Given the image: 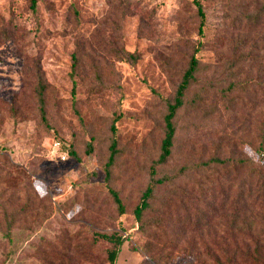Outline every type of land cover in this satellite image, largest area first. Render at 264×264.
<instances>
[{
	"label": "rangeland",
	"instance_id": "rangeland-1",
	"mask_svg": "<svg viewBox=\"0 0 264 264\" xmlns=\"http://www.w3.org/2000/svg\"><path fill=\"white\" fill-rule=\"evenodd\" d=\"M123 1L124 10L113 0H37L32 13L30 0H0V168L5 160L15 166L16 206L31 199L16 215L12 243L0 233V264H109L111 245L94 240L96 233L124 238L116 264H264L259 203L245 200L238 211L234 203L249 173L235 168L236 160L250 159L264 173L258 152L264 13L254 30L231 24L241 13L264 11V0ZM102 42H116L139 58L134 64L110 58L113 74L103 69L108 88L90 94L97 85L90 62L101 59ZM79 44L82 68L72 78L71 55ZM192 54L205 71L185 98L205 88L210 94L198 109L179 110L172 157L156 166L158 178L172 181L156 187L141 231L133 211L157 158L160 114ZM244 55L248 60L240 63ZM38 61L50 86L45 123L28 87ZM228 84L238 89L222 91ZM113 120L118 153L107 180ZM39 180L47 185L45 196L37 194ZM110 190L124 206L122 215Z\"/></svg>",
	"mask_w": 264,
	"mask_h": 264
},
{
	"label": "trees",
	"instance_id": "trees-1",
	"mask_svg": "<svg viewBox=\"0 0 264 264\" xmlns=\"http://www.w3.org/2000/svg\"><path fill=\"white\" fill-rule=\"evenodd\" d=\"M112 1V0H110ZM115 3H118L115 8L121 7V10H124V1L123 0H113ZM198 10V15L200 19V25L204 23V13L202 12V7L200 3L197 1L195 2ZM36 4L37 0H30V10L32 13H36ZM263 7L258 8L257 10H252L250 12H244L240 14V17H234L231 20L232 25H238L239 27L243 26L247 28V30L251 31L256 29L262 20L263 16ZM75 14V12H74ZM199 34L201 32L199 31ZM6 35V33H5ZM109 43V42H108ZM100 43L97 44L99 49L98 56L101 55V59H93L90 62V69L94 73V79L96 81V86L92 85L90 87L91 93L90 94H99L103 92V90L107 89L108 87L103 81V69L107 71V73L113 74V70L109 67V59L116 62H126L130 64H134L139 56L136 53L126 51L123 47L117 45L116 42L114 43ZM202 44H198L201 46ZM253 47L256 45V42H252ZM245 46V45H244ZM254 49V48H253ZM83 48L82 46L77 45L74 52L71 55V73L70 76L74 78V76L81 70L83 56H82ZM244 55L242 58L240 56V63L246 61L248 59L245 58ZM103 60L106 61V66L103 67ZM32 75L30 76L28 87L33 95L34 100L36 101L37 105L39 106V113H40V120L41 122L45 123L46 118L44 114V107L46 106V95L48 93L49 84L47 83L43 71L39 66V61L33 66L32 68ZM205 67L200 65V62L195 57V55H191L188 59L187 66L183 70L182 75L180 77V82L177 85V88L174 92V95L171 100H165V107L164 111L160 114V121L162 125L161 129V138L160 144L158 148L157 158L156 160H152L149 166L148 171V182L146 183L145 188L143 189L139 204L135 207L133 214L135 216V220L139 223V228L141 231H145L146 224L142 221L143 220V213L150 209L151 202L154 200V192L156 187L164 182L172 181L169 176L162 175L160 178L157 177L156 166H163L169 162L172 157V149L176 142V123L175 119L179 112V110L183 107H190L192 109H198L201 103H205L206 98L210 94V88L201 89V93L194 91L191 98L188 100L185 98L186 93L188 90L199 81L200 76L204 73ZM258 87L261 84L257 85ZM238 87L234 84H228L222 91L226 93L231 91H236ZM76 91V82L75 80L72 81V88L71 94L72 96L75 95ZM248 89H242V92H247ZM263 98H264V85L262 86ZM187 100V103H186ZM233 103H237V100L234 99ZM205 114V113H204ZM207 114V113H206ZM261 138L262 142L259 145L258 152L259 154L264 156V110L262 113V121H261ZM110 132L111 138L109 145L107 147L108 150V157L107 162L105 165V178L107 180L110 179V170L108 169L115 161L117 153H118V141L116 138V129L114 126V120L110 123ZM85 148L87 153L92 152L93 146L91 141L86 142ZM69 154L75 156V152L72 149V146L69 147ZM6 159V156H4ZM4 165L6 166L5 169L2 167L0 168V233L1 238L4 243L11 244L12 243V231L11 229L16 224L18 218L16 215L18 213L25 212L28 208H30V201L31 199L27 197L24 200V204L22 208L16 206V201L19 200L18 191L14 189L17 187L18 190L20 186L17 184L16 180L12 178V170L15 168L13 163H7V161H3ZM214 163L222 164L219 159H214ZM237 166L235 168L245 169L248 168L249 173L245 176L243 180V185H246L245 191L239 192L234 200L235 203V211L239 210L238 206L240 203L246 201H250L249 205H256L259 203L257 211L261 212V222L263 228V236H264V173L263 170H258L253 166V161L250 159H238L235 162ZM14 189V190H13ZM8 190H13L10 195L7 194ZM206 189H203L202 193H205ZM110 194L112 196V201L116 207L118 214L122 215L125 210L124 206L118 197L117 192L110 190ZM155 223V220H152ZM235 224L233 223V226ZM104 240L111 245L110 250L108 251L107 260L109 264H116L118 254L120 248L124 242V238L113 233L110 235L107 234H94V240ZM257 253H255L256 255ZM248 257V255H246Z\"/></svg>",
	"mask_w": 264,
	"mask_h": 264
},
{
	"label": "clouds",
	"instance_id": "clouds-1",
	"mask_svg": "<svg viewBox=\"0 0 264 264\" xmlns=\"http://www.w3.org/2000/svg\"><path fill=\"white\" fill-rule=\"evenodd\" d=\"M57 147H59V145H57ZM64 159H67L66 155L64 156ZM35 186H36V191L38 195H41V196L47 195V192H46L47 185L45 184L44 181L42 180L36 181Z\"/></svg>",
	"mask_w": 264,
	"mask_h": 264
},
{
	"label": "built area",
	"instance_id": "built-area-1",
	"mask_svg": "<svg viewBox=\"0 0 264 264\" xmlns=\"http://www.w3.org/2000/svg\"><path fill=\"white\" fill-rule=\"evenodd\" d=\"M57 145H59L58 142H56V146H57ZM64 156H65L64 154L60 156V159L63 160V161L65 160V159H64Z\"/></svg>",
	"mask_w": 264,
	"mask_h": 264
}]
</instances>
